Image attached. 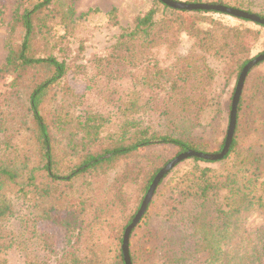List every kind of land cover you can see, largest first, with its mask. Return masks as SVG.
Segmentation results:
<instances>
[{"label": "trees", "instance_id": "trees-1", "mask_svg": "<svg viewBox=\"0 0 264 264\" xmlns=\"http://www.w3.org/2000/svg\"><path fill=\"white\" fill-rule=\"evenodd\" d=\"M152 1L147 12L133 18L130 29L121 30L109 55L97 60L108 78L99 96L113 109L114 117L88 114L74 124L83 133L80 141L65 149L75 138L74 120L58 111L59 101L82 96L62 84L69 67L64 59L58 61L51 42L58 27L64 32L58 39L72 32L76 0H16L8 25L7 55L0 66V80L11 77L0 103V264H9L8 252L15 247L5 227L14 213L4 194L11 187L22 197L36 191L39 197L67 208L77 201L76 212L64 218L51 216L58 211L54 205L39 212L63 229L65 247L60 253L50 234L37 231L36 217L35 222H25V238L39 241L48 254L55 255V264H125L124 232L155 176L173 159L142 151L163 145L175 149L178 156L187 151L218 154L223 149L226 136L214 151L201 136L202 116L213 101L209 93L213 72L206 58L223 61L224 76L235 77L237 83L253 59L246 41L257 40L259 32L225 26L208 16L215 12L179 11ZM170 1L236 10L245 3ZM115 12L112 9L107 16L112 18ZM187 13L193 14L185 17ZM257 16L264 20L263 14ZM182 33L193 39V52L178 58L172 69L158 67L150 58L152 50L172 49ZM257 66L248 74L251 82L247 85L248 76L244 82L227 154L215 162L190 158L162 178L130 234L131 264H264V228L252 242L244 239L247 246L234 257L236 261L230 256L242 219L255 211L264 221V75L253 72ZM126 71L136 72L127 89L110 86L122 80ZM116 120L118 134L104 142L101 129ZM219 163H223L220 170L211 167ZM119 164L122 172L105 187L99 173L101 177ZM191 239L194 244L188 249Z\"/></svg>", "mask_w": 264, "mask_h": 264}, {"label": "rangeland", "instance_id": "rangeland-1", "mask_svg": "<svg viewBox=\"0 0 264 264\" xmlns=\"http://www.w3.org/2000/svg\"><path fill=\"white\" fill-rule=\"evenodd\" d=\"M244 2L246 4L244 3L241 11L253 15H264V0H245ZM152 3V0H76L75 23L72 32L65 35L64 38L58 39V36H61L64 32L61 27L55 29L57 38L51 42V46L56 47L54 49V55L58 61H63L64 59L69 67L68 76L62 84L72 91L73 94L82 96L80 100L73 97L70 101L65 98L59 101L58 111L63 115L67 114V119L74 120V123L71 122V124H73L75 138L72 142L65 144V149H69L71 144L80 141L83 133L74 124L82 122L88 114L97 113L100 116L114 117L113 109L99 96L102 86L108 78L100 68L101 63L97 60L98 58L103 59L109 55L110 49L115 45L121 30L130 29L133 18L147 12L152 7ZM15 4L16 0H0L2 10L0 16V66L4 64L7 55L5 45L8 38V25L11 21L12 10ZM112 9H115L116 12L112 18H109L107 13ZM88 10L94 12L84 15ZM192 14L187 13L185 17H189ZM208 16L231 28L258 31V39L253 40L252 38H248L246 46L249 48L250 58L264 53V28L252 22L219 13L208 14ZM193 50V39L187 34L182 33L175 47L172 49H167L166 47L156 48L152 50L150 58L158 67L172 69L178 58L186 57ZM206 65L213 72V83L209 90L210 96H213V101L211 108L202 116L201 122L205 128L202 130L201 136L210 142L211 150L214 151V148H217V144L226 136L230 105L236 80L235 77L228 79L224 76L223 61L213 57H207ZM126 72L129 73H125L126 75L123 76L124 78L122 80L116 83L112 82L110 86L120 85V91L123 88L127 89L130 76L136 74V72ZM253 72L264 75V62L259 64ZM251 80L252 75H249L246 81L247 85ZM10 82V76H6L0 80V103L8 91ZM211 120H213L212 124H210ZM117 128V120L106 123L101 129L100 137L105 140L104 142L108 141L118 134ZM22 142L20 141L18 144L19 150L21 149ZM80 146L79 144L78 149L81 148ZM142 153L160 154L167 160H171L176 156L175 149L163 145L146 147ZM211 167L220 170L223 167V163L214 164ZM183 168V165L179 167V169ZM122 170V164H119L113 170H105L106 174L101 175V177L99 173V180L102 179L104 186L107 187ZM83 182L84 180L79 181L81 184ZM4 194L11 203L14 212L13 216L5 222V227L12 233L15 239V247L7 255L9 264H28V262L33 263L40 260H44L48 264H55V255L48 254L47 252L49 251L45 247L44 250L39 241L32 239L31 241L25 238V222L26 220H29V223L35 222L34 217H36L37 231L39 233L50 234L53 237L51 239L53 247L60 253L65 247L63 229L56 223L43 219L42 213L54 205L58 211H52L51 216L64 218L76 212L77 201L71 202V205L67 208V206L65 207L61 203H51L45 197H39L36 191H31L28 195L22 197L17 193L15 188L11 187ZM40 211H42L41 214H39ZM239 228L241 230L236 234L237 236L230 248V256L233 261H236L234 257L236 258L244 253V248L247 246L244 239L249 238L250 241L248 243L252 242L255 240L256 234L264 228L263 216L258 212L252 211L242 219ZM244 231H246V234L243 233ZM193 244L194 241L191 239L187 243L186 248L190 249Z\"/></svg>", "mask_w": 264, "mask_h": 264}, {"label": "water", "instance_id": "water-1", "mask_svg": "<svg viewBox=\"0 0 264 264\" xmlns=\"http://www.w3.org/2000/svg\"><path fill=\"white\" fill-rule=\"evenodd\" d=\"M165 6L179 11H187V12H215L227 16H231L240 20H246L249 22H252L254 24H259L264 26V20L259 18L257 15L249 14L247 12L236 10L232 8H227L224 6L219 5H206V4H184L180 2H173L170 0H160ZM264 62V53L254 57L251 61H249L242 71L240 72V75L238 77V81L236 83V87L232 96L231 105H230V113H229V122H228V128L226 132L225 142L223 149L219 154H202V153H196L192 151H187L185 153L179 154L175 158H173L170 162H168L155 176L154 180L152 181L142 203L141 206L135 215V218L131 222V224L126 228L123 236V243H122V254L125 264H131L130 258H129V250H128V243H129V237L132 232V230L136 227L142 216L144 215L150 201L153 198V194L159 185L162 178L171 170L173 169L177 164H180L181 162L188 160L190 158H198L209 162H215L222 160L225 155L227 154L230 143L232 140V136L235 129V116H236V108L237 104L244 86V82L249 74V72L258 64H261Z\"/></svg>", "mask_w": 264, "mask_h": 264}]
</instances>
